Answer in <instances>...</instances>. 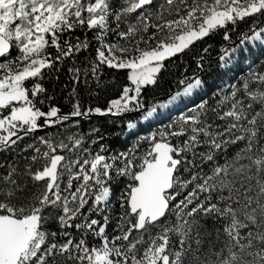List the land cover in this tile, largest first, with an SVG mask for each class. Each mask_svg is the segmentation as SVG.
Wrapping results in <instances>:
<instances>
[{"label": "snow or ice", "instance_id": "6c2138e0", "mask_svg": "<svg viewBox=\"0 0 264 264\" xmlns=\"http://www.w3.org/2000/svg\"><path fill=\"white\" fill-rule=\"evenodd\" d=\"M0 264H264V0H0Z\"/></svg>", "mask_w": 264, "mask_h": 264}]
</instances>
